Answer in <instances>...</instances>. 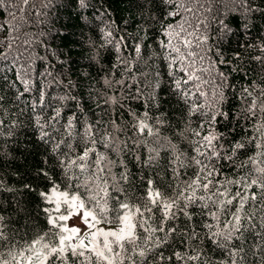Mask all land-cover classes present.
<instances>
[{
  "label": "snow or ice",
  "instance_id": "snow-or-ice-1",
  "mask_svg": "<svg viewBox=\"0 0 264 264\" xmlns=\"http://www.w3.org/2000/svg\"><path fill=\"white\" fill-rule=\"evenodd\" d=\"M73 3L89 8L88 0L63 6ZM127 3L138 10L134 34L115 35L113 27L121 29L106 10L101 43L90 42L87 54L99 79L81 85L84 94L49 98L41 89L29 101L30 80L17 73L20 91L0 68V138L12 137L27 115L45 147L34 177L45 185L37 193L45 223L31 235L11 227L0 200V264H264V75L244 70L239 49L226 57L206 48L204 21L185 19L195 11L184 0ZM244 3L264 14V6ZM109 48L115 63L105 71L100 50ZM239 48L258 51L249 59L264 70V38ZM234 75L245 83H232ZM172 98L185 106L175 125L161 111ZM9 115L16 118L6 123ZM37 188L0 179V192ZM74 219L81 226L69 224Z\"/></svg>",
  "mask_w": 264,
  "mask_h": 264
},
{
  "label": "trees",
  "instance_id": "trees-1",
  "mask_svg": "<svg viewBox=\"0 0 264 264\" xmlns=\"http://www.w3.org/2000/svg\"><path fill=\"white\" fill-rule=\"evenodd\" d=\"M66 2L67 0H29V3L24 5L23 0H5V6L0 8V55L7 56V59H0V68L5 69L3 74L15 82L20 91H23L24 85L17 79V73L22 78L23 76L20 69L11 64L13 50L10 48L22 47L24 49L20 48L19 51H27L32 58L28 64V67H33L29 78L32 91L26 93L23 99L31 101L33 97H38L41 89L49 98L63 96L69 90L72 95L80 96L86 92L81 85L99 79V67L88 59L87 54L91 48L90 42L97 45L101 43V29L106 27L110 19L106 10L111 12V18L115 19L121 29L120 32H115L113 27L115 35L134 34L136 26L132 24L131 18L139 19L138 10H130L127 0H88L87 10L79 9L75 3L72 7L65 8L63 4ZM184 3L195 11V16L192 13H182L186 20L193 26L204 21L200 24V32L208 36L206 48H212L213 52L219 48L226 57H231L235 50L239 49L245 57L244 70L251 68L256 70L255 75H264V70L258 67L257 62L249 59L250 56L260 53L251 49L244 52L239 48L240 44L246 41L256 43L258 38H264V14L247 12L244 0H199V4L195 0H184ZM247 3L248 6H264V0H247ZM57 4L60 7H56ZM207 8H211V11H205ZM176 19L179 20L180 17L177 16ZM249 20L251 31L244 35L243 25ZM125 21H128L127 25ZM221 21L232 31H222ZM9 26L11 32L6 36ZM100 51L104 56L105 71H108L115 63V50L109 48ZM47 72H51V75H47ZM232 83H237L239 87L245 81L234 75ZM96 86L101 87L100 84ZM0 87H6L2 79ZM13 91L9 89L7 95L12 96ZM229 95L231 96V93ZM52 103L58 105L60 101L56 99ZM231 105L235 110L241 108L240 100L235 98L231 99ZM74 107L69 104V108ZM184 108L183 102L177 104L175 98H172L165 103L161 111H166L171 123L175 125L177 121L182 123ZM15 118L9 115L6 123ZM19 121L22 122L21 126L13 129L12 137L0 138V179H3L7 186L16 189H21L25 183L32 184L34 188L39 184V187L36 192L31 193L27 190L23 193L0 192V200L5 201L4 215L9 217L10 226L29 231L31 235L32 227L43 226L45 223L40 212L43 205L37 194L38 191L44 190L45 185L34 179L35 172L44 158L45 147L39 144L36 134L31 130L28 116L19 117ZM17 200L21 202L23 211L16 209ZM32 216H37V219L32 220ZM26 222L28 228H25ZM215 255L218 256L219 253Z\"/></svg>",
  "mask_w": 264,
  "mask_h": 264
},
{
  "label": "rangeland",
  "instance_id": "rangeland-1",
  "mask_svg": "<svg viewBox=\"0 0 264 264\" xmlns=\"http://www.w3.org/2000/svg\"><path fill=\"white\" fill-rule=\"evenodd\" d=\"M8 29H9V30H8L6 36H8L9 33L11 32V30H10V26H9ZM20 48H22V47H17V48H15V49L10 48V49L13 50V51H16V52H20V51H19ZM22 49H24V48H22ZM22 52H23V53H26V55H28V57L30 58L31 55H30L27 51H22ZM30 59H32V58H30ZM30 69L32 70L33 67H31ZM73 223L76 224L77 226H81V225H80V221H79V219H74V220L69 221V224H73Z\"/></svg>",
  "mask_w": 264,
  "mask_h": 264
}]
</instances>
